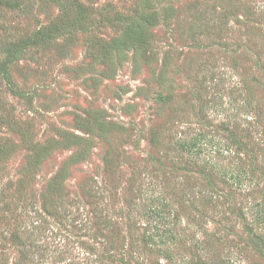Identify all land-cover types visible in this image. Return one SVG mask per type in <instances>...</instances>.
<instances>
[{
    "label": "rangeland",
    "instance_id": "rangeland-1",
    "mask_svg": "<svg viewBox=\"0 0 264 264\" xmlns=\"http://www.w3.org/2000/svg\"><path fill=\"white\" fill-rule=\"evenodd\" d=\"M0 264H264V0H0Z\"/></svg>",
    "mask_w": 264,
    "mask_h": 264
},
{
    "label": "trees",
    "instance_id": "trees-1",
    "mask_svg": "<svg viewBox=\"0 0 264 264\" xmlns=\"http://www.w3.org/2000/svg\"><path fill=\"white\" fill-rule=\"evenodd\" d=\"M0 67H2V69L5 71V68L3 66H0Z\"/></svg>",
    "mask_w": 264,
    "mask_h": 264
}]
</instances>
